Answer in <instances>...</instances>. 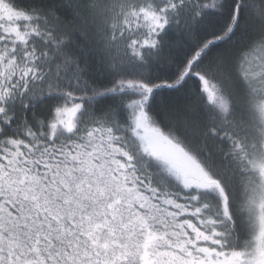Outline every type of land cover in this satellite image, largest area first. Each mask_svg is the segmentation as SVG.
<instances>
[{"label": "snow or ice", "instance_id": "snow-or-ice-1", "mask_svg": "<svg viewBox=\"0 0 264 264\" xmlns=\"http://www.w3.org/2000/svg\"><path fill=\"white\" fill-rule=\"evenodd\" d=\"M0 264H264V0H0Z\"/></svg>", "mask_w": 264, "mask_h": 264}]
</instances>
